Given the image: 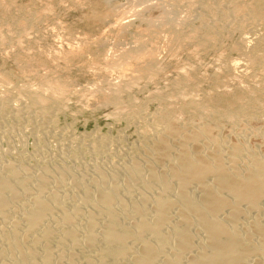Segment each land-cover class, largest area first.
Masks as SVG:
<instances>
[{"label":"rangeland","instance_id":"374dc122","mask_svg":"<svg viewBox=\"0 0 264 264\" xmlns=\"http://www.w3.org/2000/svg\"><path fill=\"white\" fill-rule=\"evenodd\" d=\"M262 18L264 0H0V174L21 167L22 203L54 192L69 207L99 170L117 178L98 185L123 186L158 130L206 119L264 154ZM220 95L243 109L212 110ZM46 168L53 179L37 189ZM134 183L118 193L141 194Z\"/></svg>","mask_w":264,"mask_h":264},{"label":"bare ground","instance_id":"6f19581e","mask_svg":"<svg viewBox=\"0 0 264 264\" xmlns=\"http://www.w3.org/2000/svg\"><path fill=\"white\" fill-rule=\"evenodd\" d=\"M223 97L213 101L212 110L233 106L235 102ZM233 108L237 113L240 107ZM217 127L214 120L206 119L191 128L178 124L155 134L150 129L154 136L142 150L143 161L136 159L127 168L126 163L121 165L127 171L122 185L130 188L136 181L141 190L137 196L121 194L124 187L116 184L100 186L116 182L117 177L115 171L99 170L94 186L83 183L76 189L74 185L77 204L60 205L62 196L58 199L54 192L25 204L20 199L28 179L20 177L21 167L3 165L0 264H76L72 258L87 254L85 250L91 253L80 259L81 264H264V154L243 148L238 141L229 145L216 134ZM50 170L40 169L37 189L43 188L46 178L53 179ZM118 187H123L120 194ZM49 221L56 229L47 225Z\"/></svg>","mask_w":264,"mask_h":264}]
</instances>
